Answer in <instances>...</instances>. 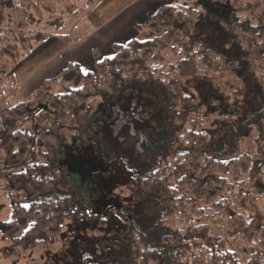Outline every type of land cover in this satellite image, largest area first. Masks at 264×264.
<instances>
[{
    "label": "trees",
    "instance_id": "1",
    "mask_svg": "<svg viewBox=\"0 0 264 264\" xmlns=\"http://www.w3.org/2000/svg\"><path fill=\"white\" fill-rule=\"evenodd\" d=\"M245 1L226 3L233 22L230 27L225 25L235 31L233 38L242 37L241 45L255 73L264 78V51L259 49L264 45V29L243 16L244 10L251 8ZM250 1L253 6L264 3ZM58 2L57 12L39 2L45 7L40 9L42 16L38 19L31 14L29 2L0 0V88L16 86L15 70L22 59L52 38L46 34V17L60 10L61 20L55 25L60 28L64 16H71V9L76 8ZM96 4L88 7L84 16ZM24 5L31 14L30 21L35 22L31 29L22 30L26 52L13 17L15 9ZM202 6H207L205 0H176L162 7L146 23L135 27L138 32L149 30L152 39L114 44L110 58L101 59L95 51L91 72L69 63L58 78L45 81L30 100L0 111V157L7 184L24 191L28 199L22 204L14 197L11 219L2 230L14 246L27 251L47 248L60 237L68 217L81 216L66 194L67 174L73 167L60 165L62 153L74 148L64 143L65 134L74 131L76 141L82 143L97 127L109 142V123L99 125L96 114L110 103L108 98H116L127 89L141 94V86L148 84L155 93L166 97L173 94L167 99V109L163 108L164 101L159 102L160 112L172 115L170 142L168 137L161 141V146L168 145L172 152L160 159L149 153L155 169L135 186L136 199L159 203L160 211L155 220L140 229L107 225L125 236L111 241L117 246L111 249L116 258L105 254L100 263L264 264V133H259L261 137L255 142H260L253 151L235 157L232 154L229 159L221 154L223 143L218 155L210 151L215 116L199 93L192 92V86L193 80H207L223 68L222 57L215 51V58L208 49L213 36L207 29L204 31L210 40L201 35ZM246 26L250 31L244 30ZM168 54L176 59L169 64ZM97 96L106 99L98 111L91 105V99ZM39 106L46 107L53 122L31 134L23 129L22 119ZM243 119L247 117L238 119L237 130L247 125Z\"/></svg>",
    "mask_w": 264,
    "mask_h": 264
},
{
    "label": "rangeland",
    "instance_id": "2",
    "mask_svg": "<svg viewBox=\"0 0 264 264\" xmlns=\"http://www.w3.org/2000/svg\"><path fill=\"white\" fill-rule=\"evenodd\" d=\"M26 1L29 2L31 14L38 19L42 16L40 9L45 7L41 6L40 3L46 5L51 12L53 9L57 12L55 4L59 3L58 0H37L38 2L36 0H19L22 4H25ZM61 1L68 3V8L74 5L76 8L71 9V16H64L60 28L55 27L61 20L59 18L60 10L56 15L46 17L44 22L49 25L46 27V34L52 37L67 32L76 21L81 20L88 7L91 8L96 4V0ZM205 2L207 6L201 7L203 12L201 35L209 38L204 31L207 29L210 32L209 36H213V45L208 49L215 58H218L214 54L215 51L218 52V56L222 57L221 66L223 70L209 75L207 80H193L192 92L196 95L199 93V96L215 116L213 127L215 134L210 144L211 153L215 155L223 143V150H220L221 154L224 159H229L232 154H235V157L248 150L253 151L260 142V140L255 142L261 137L259 133L261 131L264 133V121H262L264 118V78H259L255 73V66L249 61L247 50L241 45L242 37L238 40L233 38L235 31H230L229 28L233 20L227 22L224 12L220 14L214 10L222 4L229 3V0H205ZM245 2L249 3L251 8H246L243 16L250 21H255V26L259 24L264 29V3L259 1L257 6H253V1L246 0ZM216 4L218 5L216 6ZM28 15L27 5L15 9L13 12L15 29L19 33L21 30L31 29L32 24H35L34 21H30V15ZM248 27L246 26L244 30L250 31ZM147 31L140 33L137 40L152 39L153 34L149 30ZM23 33L20 34L22 48L26 43ZM259 49L264 51V45L259 46ZM175 60L170 54L167 55L168 64ZM140 91L141 94L137 90L127 89L116 98H108L107 101L110 103L102 109L101 105L106 101L105 98L97 96L91 99L92 107L96 111L102 110L95 116L99 125H103L106 121L109 123L107 126L109 142L104 135L98 133L97 127L90 130L93 132L92 136L95 134V139L103 144V159L110 160V165L108 160L106 161L109 165L107 167H112L110 177L113 181L108 186L114 193L120 194L123 208L127 207L132 211H135L138 205L139 209L143 207L141 203H127L126 198L131 199L135 193L130 186L133 185V180H136V174L146 172L148 169L143 170L142 168L149 167L150 169V164L153 166L154 163H152L149 153L151 157L157 156L159 158L161 155L165 156L166 153L172 152L168 145L161 146V141L164 138L168 137V142H170L172 137L173 127L170 118L172 115L168 114L167 116L165 112L161 113L159 102L162 104L164 101L163 108H166L167 99L171 98L173 94L169 93V96L166 97L162 93H155L148 84L142 85ZM259 91L260 93H258ZM40 107L43 106L37 108ZM242 117H247L246 120L243 119L247 125L244 129L240 130L239 128L237 130L238 119ZM52 122L53 118L46 115L37 122L22 124V127L31 134H35L39 129L50 126ZM75 136L74 131L67 132L64 136V143L75 146ZM78 145L82 148V145ZM67 153L78 155L77 149L67 151ZM79 164L76 163L77 166ZM85 167L91 169L93 164L92 167L90 164ZM151 169L153 170L155 167L153 166ZM9 173L11 174V172ZM71 173L67 174L69 178L66 181V194L68 193L67 197H70L69 200L72 203L74 202L76 211L81 216L72 215L68 217L62 224L60 237L47 248H38L32 251L14 246L3 235L4 224L11 219L14 197H18L22 204H27L28 199L24 191L16 186L9 187L4 181L5 179L0 182L2 185L0 189V264H101L98 263L99 261L94 262L92 255L103 258L105 254H111V249L117 248L115 242L113 241L111 244V241L125 236L114 230L119 224H114L115 228H111L101 225L85 215L83 216L84 200L79 195V178L73 179ZM94 179L98 181L97 177ZM100 180L103 181V178ZM86 191H91V188ZM114 193L111 195H115ZM160 205L159 203L144 205L146 209L141 211L140 219L147 221L152 219L151 217L157 216ZM123 226L126 228L128 224L125 223ZM111 257L116 258L112 254Z\"/></svg>",
    "mask_w": 264,
    "mask_h": 264
},
{
    "label": "crops",
    "instance_id": "3",
    "mask_svg": "<svg viewBox=\"0 0 264 264\" xmlns=\"http://www.w3.org/2000/svg\"><path fill=\"white\" fill-rule=\"evenodd\" d=\"M175 1L101 0L67 32L53 36L25 55L15 70L18 84L14 87L7 84L0 88V111L30 100L45 81L58 78L69 63L78 64L83 72H91L95 51L101 59L110 58L114 44L138 39L139 34L147 30L138 32L135 27L143 25L162 7L172 5ZM231 19V15H228L226 21ZM23 49L25 52L28 50L26 43ZM79 142L76 141L74 149ZM0 162V181L5 179L7 182L1 157Z\"/></svg>",
    "mask_w": 264,
    "mask_h": 264
},
{
    "label": "flooded vegetation",
    "instance_id": "4",
    "mask_svg": "<svg viewBox=\"0 0 264 264\" xmlns=\"http://www.w3.org/2000/svg\"><path fill=\"white\" fill-rule=\"evenodd\" d=\"M214 10L220 14L224 12L225 13L224 17L226 19L230 13L229 8L226 4L221 5L220 7H216L214 8ZM100 142L96 141L95 135H94V136H91L90 139H86L84 140V142L79 143L80 145H82V148H80L79 145L77 146L76 149L78 151V155L76 154L69 155L67 152L62 153L63 160L60 162V165H62L63 167H65V165L69 166L68 164L69 162H66V157L67 155H69L71 157V161L74 166H77L76 163L77 164L80 163L77 167L83 170H87L89 168L85 166L87 164H90L92 167V164H93L92 169L98 172L96 174L87 176L85 179H81L80 176H76L74 173H71L73 179L75 177L79 178V182H80L79 195L84 200V204H83L84 206L82 207V210L86 217L90 218L91 220L92 219L95 220L97 223L101 225H105V226L111 225L113 227L114 224H119L121 226L127 223L128 227L132 229L143 228L148 223H151L153 220L156 219V216L154 218L151 217L152 219L147 220V221L140 219L141 211H144L146 209L144 205L147 206L148 203L151 204V202H148L147 200L145 201L137 200L135 193H134L131 199L126 198V202L129 204H132V203L140 204L141 203V206L143 207L140 206L141 208L139 209V205H138V208L135 211L129 210V208L127 207L123 208L122 203H121L123 201L121 199L122 197L120 196V194L114 193L108 186V184L113 181V179H111L110 177V175L112 174V167H107L110 165V160L103 159L102 155H103L104 149H102L103 144ZM74 150L75 149H73V151ZM82 150L85 152H83ZM106 160H108L109 165L107 164ZM149 166L151 168L153 167L152 164H150ZM151 168L150 169L149 167L142 168L143 170H146V169L148 170L144 173L142 172V173L136 174L137 176L136 180L132 179L133 185L130 187L132 190H134V192H135L136 184L140 180L145 179L147 175L150 174ZM69 173L70 172H68V174ZM96 177L98 178V181L94 179ZM100 178H103V181H101ZM89 188H91V191L87 192L86 190H88ZM112 193H114L115 195H111ZM93 215H95V218H93ZM92 257H93L92 260L94 262L95 261H99L98 263L101 262V258H98L96 255H92Z\"/></svg>",
    "mask_w": 264,
    "mask_h": 264
},
{
    "label": "built area",
    "instance_id": "5",
    "mask_svg": "<svg viewBox=\"0 0 264 264\" xmlns=\"http://www.w3.org/2000/svg\"><path fill=\"white\" fill-rule=\"evenodd\" d=\"M46 115H47L46 108L44 107L36 108L35 110L31 111L30 113H26L23 116L22 123L38 121L44 118Z\"/></svg>",
    "mask_w": 264,
    "mask_h": 264
},
{
    "label": "water",
    "instance_id": "6",
    "mask_svg": "<svg viewBox=\"0 0 264 264\" xmlns=\"http://www.w3.org/2000/svg\"><path fill=\"white\" fill-rule=\"evenodd\" d=\"M61 160H63L61 158ZM66 162H69L68 164L73 167L72 173H74L76 176H80L81 179H85L87 176L98 173L97 171L91 169L83 170L81 168H78L77 166H74L71 162V157L67 155Z\"/></svg>",
    "mask_w": 264,
    "mask_h": 264
}]
</instances>
